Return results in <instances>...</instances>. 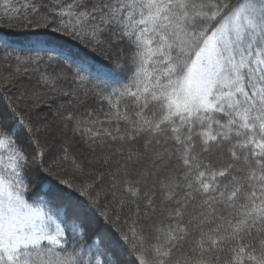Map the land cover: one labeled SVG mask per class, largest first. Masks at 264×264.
<instances>
[{"label": "snow or ice", "instance_id": "obj_1", "mask_svg": "<svg viewBox=\"0 0 264 264\" xmlns=\"http://www.w3.org/2000/svg\"><path fill=\"white\" fill-rule=\"evenodd\" d=\"M57 3L53 9L57 17L50 21L41 15L38 28L54 23L53 31L63 29L97 48L105 44L104 34L111 32L132 46L134 60L130 83L119 89L112 87L109 72L95 70L99 94L111 107L105 116L116 121L115 135L103 121L80 120L71 113L61 117L60 131L71 124L73 134L86 135L85 143L93 152L107 139L124 141L140 135L149 137L146 145H160L169 157L174 152L183 171L159 180L161 201L174 205L162 211L174 223L137 228L140 205L136 204L137 219L123 231L117 225L125 199L119 200L118 210L100 211L93 184L74 187V179L66 174L61 178L55 171L66 161L75 171H83L70 145L62 143L58 153L46 160L40 137L51 126L33 120L16 100L5 99L0 107V149L9 150V155L7 161L0 155V264H130L125 253L135 264H264V0ZM24 7L38 12L35 3ZM12 12L19 14L18 9ZM16 59L21 64L32 62V57ZM47 59L55 57L49 53ZM92 72L82 60L73 75L83 82ZM58 78L42 76L46 82ZM125 99H131L137 110L129 113L127 104L121 108ZM121 120L128 125L123 134ZM20 135L34 152L18 144ZM196 140L205 153L227 146L229 159L201 160ZM170 141L175 145L172 150L165 147ZM155 155L159 158L162 153ZM103 159L110 162L111 154ZM33 170L50 187L30 203ZM224 179L229 182L221 184ZM124 192L139 199L140 183L132 186L126 181ZM142 194L145 206L155 211L154 194L147 190ZM222 209H227L226 216ZM189 211L192 214L184 221ZM94 216L113 228L119 247L106 244L102 237H88L85 223ZM193 230L197 238L173 260V252Z\"/></svg>", "mask_w": 264, "mask_h": 264}, {"label": "trees", "instance_id": "obj_2", "mask_svg": "<svg viewBox=\"0 0 264 264\" xmlns=\"http://www.w3.org/2000/svg\"><path fill=\"white\" fill-rule=\"evenodd\" d=\"M235 2L236 0H233V3ZM27 3H35L38 12H34L30 8L25 9L24 5ZM58 7L59 4L57 3V0H0V55L2 56V62L0 61L1 62L0 107H2L3 101L5 99L16 100L17 105L20 108H26L32 117L35 114V112L31 111L32 108L29 107L28 103H26L28 104V106L25 104H21L22 102L18 98V96H20L18 87L20 86L21 89L25 90L29 86H31L30 81L32 79L35 80L38 79L37 76H40V78L42 76H48L49 79L51 80V77H59L58 73H60L64 76H69L70 79L67 78L62 79L59 77L54 81L47 82V84L43 83L42 86L36 84L37 90L34 89L33 87L30 88L34 90V92H36L35 98H37L38 101L42 100L46 102L47 100L50 103V105L51 104L55 105L57 104V101H59V99L60 100L63 99L62 97H64L65 100H69V99L71 100L73 99L74 96H76L77 98L79 96L84 97L85 95L86 100H89V102L92 101L94 103V106L86 107V106H78L76 103L71 104V106L69 107L71 108V110L68 113H71L80 120H85V121L101 120L104 122L103 123L104 128H108L110 131H113V129L116 126V121L112 120L111 122H109V120L105 116L106 113H109L111 111V107L109 102L104 100L102 96L99 94L101 90L97 89L96 87L99 81L97 79L95 70L102 68L106 72H109L112 77L111 83L113 88L119 89L121 88L122 85L129 84L134 71L133 48L126 40L121 41L118 36L113 35L111 32H106L104 34L103 40L105 41V44L97 48L94 44H89L88 40L86 39L81 40L75 37H71L67 34H64L63 29H61L60 32L53 31V29L56 27V24L54 23L51 24V26L48 28H43V27L38 28L36 26L37 21H39L41 15H47L50 21L55 19L58 14L54 12L53 9ZM12 9H18L19 14L12 12ZM6 11L8 12L7 15L5 14ZM37 41H41L45 43L38 45L36 43ZM113 43L118 48L121 47V52L124 51L125 53H127L126 68H124L120 63L112 59L111 52L108 49H110L114 45ZM49 53L53 54V56L55 57L53 61H49L47 59V55ZM17 56L21 57L22 59L26 57H32V62L21 64L19 61H17L16 59ZM38 56L44 57V59L37 60L36 57ZM82 60L86 61V63L93 68V72L89 75V79L83 82L76 80L73 75L78 63ZM4 62H6L7 65ZM15 64L21 65L20 67L16 65L17 69L18 68L20 69L19 71H15V73L10 76L9 71L13 66H15ZM25 79L27 80V82L24 81ZM64 82L66 83V85L63 84ZM33 85L35 86V84ZM53 87L56 88L57 90L59 89L60 91H64L65 93H67V95H65V93L64 95H62L63 94L62 93L59 96L53 97V95H51L52 93L50 92V91L54 92ZM104 95H107V92H105ZM67 97L69 98L67 99ZM96 103L98 104V107L96 106ZM125 104L128 105L129 113H132L137 110L132 105L131 99H125L121 101V108H123ZM119 127L121 129V134H123L125 130L128 129V125L122 120L119 122ZM48 133L51 134L50 131H48ZM113 134L115 135L116 133L113 131ZM76 135L80 138L82 142L76 141V143H74L75 144L74 147H72V150L73 149L85 150L83 148L88 149L89 146L85 143L86 135L83 138L79 133H76ZM133 135H135V133H133ZM49 137L50 136H48L45 133V135H41L40 139H41V145L44 148L45 152L47 153L46 156H48V158L51 159L53 154L58 153V149L56 150V144H53L51 141L48 142ZM147 138L148 136L146 135H140V136H136L135 139L126 138L124 142L126 144L131 143L130 148L132 150H133L132 144L136 146V149L138 147L139 150V146H141L142 143H144V140ZM117 141H111L110 139H107V143L102 147L98 146L96 150L107 151L108 148L109 151L117 150L115 148H112L113 145H116L118 143ZM17 142L21 147L28 149L29 152H34L35 149L29 145L27 138L24 137L23 135L17 137ZM120 142L122 141H119V143ZM195 143H196L195 152L201 160L215 161L219 159L223 161L222 157L227 158V160L229 159V156L226 151L227 146H225V149H222L220 151L214 149L212 153H205L202 151V146L199 143V141L196 140ZM168 144L172 145V146L169 145L171 147L169 148L170 150L174 149L175 145L173 144V142L170 141ZM120 147L121 148L125 147V149H121V150L119 149L116 152L114 151V156L118 155L120 157V155H123L125 153L124 151H126V153L130 152L129 150H127L128 149L127 146L124 147L120 146ZM0 155H3L5 161H7L9 150L0 149ZM173 155L176 158V154L174 152ZM118 156H116V158H118ZM130 156L132 157L131 161L118 159L119 160L117 161L118 163L115 162L116 168H114V172L123 169H125L126 172L124 173V175L120 176L119 183L117 182L118 184L117 187L115 186L113 188L111 186V188L115 190V193L118 194L116 201H114L113 203L115 205L118 204L119 206V200L123 198L126 201V206L124 207L123 211L127 212L126 210L127 209L129 210L128 212L129 216L121 213V221L120 224L117 225L118 227H121L122 230L125 232L128 230V227L130 226L128 223H126V219H127L126 217L129 218L127 220H130L129 221L130 223H133V221L137 219L135 205L140 204L139 200H136L135 198H131V197H126L124 192L126 181L130 185L135 186V181L133 180L134 179L133 176L137 172L136 164L134 163L135 162L134 159H136V154L132 152V155ZM63 163L64 162L60 163L59 168L57 167L55 169L56 172L61 174V178H65V174H66V178L70 180L74 179V187L78 186L80 183L83 182L93 184L94 191L99 194V200L101 205L100 211H104L105 208L117 209L115 207L111 208L112 207L110 204L111 198L109 196L110 195L109 192H111L110 188H108L106 185L105 189L108 192L105 194L104 193L101 194L100 190L97 188L100 182L101 183L103 182V185H105L108 183V181L105 182L106 179L103 180L104 179V177L102 176L103 174L97 171V168L92 170V167L95 165L89 163L86 166L85 170H88V172H90L89 170H91L93 174H96L95 179L93 178V180L91 179L90 181H88L89 180L88 177L82 180L79 179V177H76L75 173L72 172L70 173V171L67 169L65 171L60 170L66 168L65 165L67 164V161L65 162L66 164ZM120 163L123 165V167L119 166ZM178 164H179L178 168H182V169H180L179 171L175 170L176 172H173V174H170L169 171L168 172L165 171L166 173L160 172L157 178V183H158L157 187H159V180H161L163 177L167 175L179 176V174L183 171V167L180 164V162ZM108 166H110V163L106 166L107 170H109V168H107ZM112 170L113 168H111L109 172ZM219 182L221 184H226L229 181L228 179H224ZM30 183H31V190H30V195L27 198L30 203H34L36 201V197L42 195L44 192H47L50 186L47 183V181L41 182L40 174L35 170H33L30 173ZM140 186L142 192L139 199L140 198L142 199L145 198L142 194L143 191L149 190L150 192V188H149V184H145V183H143V185H141L140 183ZM157 191L160 192V189ZM199 199L200 197H197V200ZM61 202L63 201L53 200V203H61ZM156 202L159 208L154 211V216L152 218L149 217L148 219H145L139 213L140 218L136 223L137 228H145L146 230H148L151 224L160 221H163L165 223H174V221L170 220L167 214L164 211H162L163 209L174 207V205L167 202H162L161 197L159 196L156 198ZM73 208L74 209L76 208L75 204H73ZM191 214H192L191 211H189V214L184 216V221H187L190 218ZM222 214L226 216L227 209H222ZM85 227H87L89 238L93 236L102 237L106 244H111L112 240L109 239L106 240V237L107 235L108 236L113 235L116 241L120 245L119 237L113 231V228L108 224L102 223L98 216L87 218ZM103 231L106 232V234H104ZM196 238L197 236L195 234V231L193 230V234L188 237V240L178 250L173 252V260L177 259L181 253L187 252L192 244V241ZM217 255L223 257L224 254L217 253ZM125 258L130 262V264H135L133 258L127 253H125Z\"/></svg>", "mask_w": 264, "mask_h": 264}, {"label": "rangeland", "instance_id": "obj_3", "mask_svg": "<svg viewBox=\"0 0 264 264\" xmlns=\"http://www.w3.org/2000/svg\"><path fill=\"white\" fill-rule=\"evenodd\" d=\"M113 34V33H112ZM114 35V34H113ZM114 44V43H113ZM110 52H111V57L114 61H117L118 63H120L124 68L127 67V53H124L121 52V47H117L115 44L110 48L108 49ZM0 61L2 62V56L0 55ZM1 62H0V65H1ZM6 65L7 63L4 62ZM3 65V64H2ZM21 66L19 64H15V66H13L10 71H9V74L10 76L13 75L15 73V71H17V66ZM14 68V69H13ZM20 69V68H19ZM13 72V73H12ZM59 72H62V71H59ZM59 77L64 79V78H67V79H70L69 76H64L60 73H58ZM64 76V77H63ZM38 79H32V78H29V79H32L30 81V84L31 86H29L27 89H21V87L19 86V94L20 96H18V98H20L22 95L24 96V99H20L21 100V104H25L28 106L29 104V107L32 108L31 111L35 112V114L31 117L33 120H34V117H35V120L42 123V124H48L50 125V133L49 134L48 132H46V134L49 137L48 139V142H52L53 144H56V150L58 149L59 150V147L62 143H67L68 145H70L71 149V153L78 159V161L81 163V165L83 166V171H75L72 167V165H69L71 164L70 162L67 161V164L65 165L66 168H63V169H60V170H69L70 173H75L76 177H79V179H86L88 177V181H90L91 179L93 180V178L95 179L96 177V174H93V172L91 170H89L90 172H88V170H85L86 169V166L91 163L92 165H95L92 167V170L97 168V171H99L100 173H102L105 182L108 181L107 184L103 185V182L99 183L97 188L100 190L101 194L102 193H107L108 191H106L105 187L107 185L108 188H110V191L109 192V196H110V201H111V208L115 207L117 209H119V206L118 204L115 205L113 202L116 201V198L118 196L117 193H115V190L113 189L115 186L117 187V182L119 183V179H120V176L121 175H124V173L126 172L125 169L123 170H117L116 172H114V168L117 161H119L118 159L120 160H128V161H131L129 160V156L132 155V152L136 154V159H134V163L136 164V168H137V174L135 173V175L133 176L134 177V181H135V184L137 182H140L141 185H143V183H145V178H147V183L146 184H149V188H150V194H154V200H155V205H154V208L155 210H157L159 207L157 206V202H156V198L159 196L160 197V192H158L157 190H159V187H157L158 183H157V178H158V175L160 174V172L162 173H166L165 171H169L170 174H173V172H176V171H179L180 169L182 168H178L179 167V160L176 159L174 157V155H172L171 157L168 156L167 153H165L163 151V148H161L160 145H156L155 143L154 144H151V145H146V141L148 140L145 139L144 140V143H142L141 146H139V150H138V147L136 149V146H134V144H132V148L133 150L130 148V145L131 143L129 144H126L124 141L120 142L119 143V140L117 141L118 143L116 145H113L112 148H115L117 150H121V149H125L124 146H127L128 149L130 152L129 153H126V151H124L125 153L123 155H120V157L118 155V158H116V156H114V151L116 152L117 150H111L109 151V148L107 149V151H99V150H96L95 152H93L91 149H87V148H83L85 150H72V147H74V143H76V141H80V138L76 135V134H73V132L71 131V128H72V125L69 124L67 125V128L65 129V131L61 132L60 129L64 127L63 124H61V117L67 115L65 113H68L71 108H69L71 106V104H77L78 106H86V107H93L94 106V103L92 101L89 102V100H86V96L84 95V97H77L74 96L73 99H69V100H65L64 97H62L63 99H59V101H57V104L55 105H50V103L46 100L45 101H42V100H37V98H35L36 96V92H34V90L30 89L31 87H33L34 89L37 90V85L36 84H39L42 86V84H47V82L42 79V77L40 78V76H37ZM40 78V79H39ZM25 82H27V80L25 79L24 80ZM57 81V80H56ZM35 84V86L33 85ZM63 84L66 85V83L64 82ZM54 88V87H53ZM27 90V91H26ZM56 90V92H55ZM25 91V92H24ZM53 95V97L55 96H59L60 94L64 95V91H60L59 89L57 90L56 88H54V92L53 91H50ZM50 95V93H49ZM51 97V96H49ZM61 98V97H59ZM69 97H67L68 99ZM63 100V101H62ZM86 100V101H85ZM28 103V104H26ZM96 106L98 107V104L96 103ZM77 114H80V113H77ZM42 135H45L42 134ZM41 140V139H40ZM124 143V144H123ZM128 143V142H127ZM144 144V145H143ZM166 145L165 147L166 148H171L170 146L172 145ZM120 146H123L124 148H121ZM168 146V147H167ZM135 148V149H134ZM170 150V149H169ZM156 152H161L162 153V156L161 157H157L155 155ZM84 154V155H83ZM111 154V160L110 162L108 163H105L103 157L105 155H109ZM139 154V159L137 158V155ZM46 160H50L48 158V156L45 157ZM223 161H226L227 158L225 157H222ZM63 163V164H64ZM69 163V164H68ZM110 163V166H108L107 168H109V170L111 168H113L112 171L109 172V170L106 169V166ZM118 163V162H117ZM114 166V167H112ZM119 166H122L123 165L120 163ZM59 168V167H58ZM171 168V169H170ZM167 169V170H166ZM176 170V171H175ZM125 177V176H124ZM101 180V181H103ZM111 186L113 188H111ZM149 191V190H148ZM142 192V191H141ZM158 192V193H157ZM136 200H139L140 201V215L142 217H144L145 219H148L149 217H153L154 216V211L153 212H150L149 209L145 206V198H140V199H136ZM138 201V202H139ZM142 206V207H141ZM108 207V206H107ZM144 208V210H143ZM146 209V210H145ZM127 212L123 211L122 213L123 214H126L129 216V210L127 209L126 210ZM153 213V214H152ZM126 217V216H124ZM127 219H129L128 217H126ZM125 218V219H126ZM126 219V223H128L129 225H131L132 223H130L129 221L130 220H127ZM124 220V219H123ZM129 228V227H128ZM104 234H106V232L103 231ZM112 240L111 241V244H114L116 245L117 247H119V243L116 241L115 237L113 235H110L106 237V240ZM113 242V243H112Z\"/></svg>", "mask_w": 264, "mask_h": 264}]
</instances>
